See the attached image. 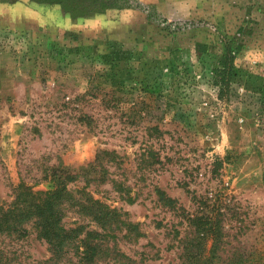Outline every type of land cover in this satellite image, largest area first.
I'll return each instance as SVG.
<instances>
[{
  "label": "rangeland",
  "instance_id": "1",
  "mask_svg": "<svg viewBox=\"0 0 264 264\" xmlns=\"http://www.w3.org/2000/svg\"><path fill=\"white\" fill-rule=\"evenodd\" d=\"M126 1L82 18L0 2V206L20 180L45 191L48 169L114 152L121 165L108 173L122 194L108 183L88 189L143 233L118 239L124 256L181 264L186 218L200 216L220 228L219 264H264V0ZM225 42L236 48L234 76L219 97L212 69ZM27 229L21 240L0 238L14 264H68L49 262Z\"/></svg>",
  "mask_w": 264,
  "mask_h": 264
},
{
  "label": "trees",
  "instance_id": "2",
  "mask_svg": "<svg viewBox=\"0 0 264 264\" xmlns=\"http://www.w3.org/2000/svg\"><path fill=\"white\" fill-rule=\"evenodd\" d=\"M31 1L39 5H56L72 18L103 14L108 9L127 8L126 0ZM235 54L236 48L232 47V43L225 42L221 66L212 69V84L217 88L219 97L229 90L234 76ZM120 165L116 153L102 151L85 167L76 170L64 166L48 169L41 177V181L49 185L45 191H34V187L20 180L12 192L11 202L0 206V238L21 240L28 234L27 226L31 225L36 237L47 246L49 262L67 260L68 264H101L107 260L118 264H146L127 258L117 247L119 238L136 241L144 237L138 226L128 221L126 213L95 198L94 193L88 189L90 186L98 188L108 183L116 194H122V184L111 179L108 173L109 167L119 168ZM79 183L82 184L80 188L72 189L71 185ZM156 195L164 205L175 208L174 201L161 191L156 190ZM124 201L132 203L129 193ZM67 213L74 214L78 220L71 227L63 223ZM186 219L193 231L189 238L177 242L181 250V264H219L215 255L221 237L219 226L206 217ZM122 232L125 234L120 237ZM71 253L76 257L75 262L68 259ZM15 262L17 257H8V253L0 247V264ZM227 264L243 263L233 260Z\"/></svg>",
  "mask_w": 264,
  "mask_h": 264
}]
</instances>
